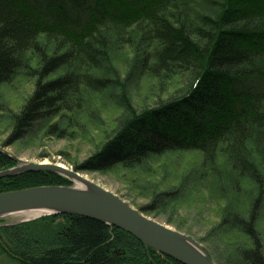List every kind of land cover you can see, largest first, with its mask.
<instances>
[{
    "label": "trees",
    "instance_id": "16d2710c",
    "mask_svg": "<svg viewBox=\"0 0 264 264\" xmlns=\"http://www.w3.org/2000/svg\"><path fill=\"white\" fill-rule=\"evenodd\" d=\"M211 1L0 0V96L21 74L34 81L12 115L10 139L44 122L62 136L81 118L94 122L89 112H113L121 82L105 68H116L114 51L128 47L136 53L131 76H149L174 96L123 120L77 169L118 171L134 183L154 175L161 156L187 151L208 165L225 158L233 169L246 167L255 150L257 166L264 160V0ZM184 76L191 83L183 90ZM1 161L4 169L16 163L0 152ZM68 183L55 171L32 170L1 176L0 192ZM234 221L251 244L233 255L264 264L254 217ZM0 253L16 264H184L124 229L66 212L1 224Z\"/></svg>",
    "mask_w": 264,
    "mask_h": 264
},
{
    "label": "rangeland",
    "instance_id": "374dc122",
    "mask_svg": "<svg viewBox=\"0 0 264 264\" xmlns=\"http://www.w3.org/2000/svg\"><path fill=\"white\" fill-rule=\"evenodd\" d=\"M189 1L193 3V0ZM209 4H212L211 0H208L207 6ZM191 12L195 14L196 10L192 7ZM113 54L116 68L108 63L110 68H105V72L113 73L121 82L113 91L119 100L110 104L114 111L89 112L95 118L94 122L88 121L87 117L81 118L79 125L73 123L74 127L65 130L62 136L58 128L50 132L49 123L44 122L37 124L23 139H10L12 115L19 111L25 98L33 91L34 81L26 74H21L5 85L0 96V152L16 161L10 168L47 161L79 170L89 180L118 194L150 217L193 237L216 263L244 264L240 256L233 255V252L237 246L243 248L250 245L251 241L241 225L235 223V217H254V226L264 244V160L259 162L256 159L257 166L252 165L255 150L248 153L246 167L233 169L231 162L222 157L219 164L208 165L203 164L201 156L194 151L167 153L152 162V167L157 169L154 175L139 174L141 179L137 175L134 183L118 171L77 169L123 120L174 96L170 86L161 87L149 76H131L136 59L133 49L125 47L115 50ZM185 77L179 83L183 90L191 83L190 77ZM6 164L1 161L0 168L10 169L3 168ZM252 170L260 177L259 181L251 177ZM143 177L149 179L144 180ZM138 181L142 184L150 182L151 190L134 185ZM71 182L65 185H76L75 180ZM147 205L153 208L144 211L143 207ZM49 215L53 214L44 216ZM35 219L27 220L15 212L0 216V225ZM0 264L16 263L11 257L0 253Z\"/></svg>",
    "mask_w": 264,
    "mask_h": 264
},
{
    "label": "water",
    "instance_id": "95a60500",
    "mask_svg": "<svg viewBox=\"0 0 264 264\" xmlns=\"http://www.w3.org/2000/svg\"><path fill=\"white\" fill-rule=\"evenodd\" d=\"M32 170L59 172L71 180H75L74 177L85 180L92 186L79 188L67 185H41L2 191L0 216L31 209L45 210L46 212L40 216L63 212L82 214L124 229L145 245L184 264H218L190 235L150 217L118 194L87 179L79 170L71 169L62 163L45 161L26 163L0 171V177Z\"/></svg>",
    "mask_w": 264,
    "mask_h": 264
},
{
    "label": "bare ground",
    "instance_id": "6f19581e",
    "mask_svg": "<svg viewBox=\"0 0 264 264\" xmlns=\"http://www.w3.org/2000/svg\"><path fill=\"white\" fill-rule=\"evenodd\" d=\"M45 162H47V161H45ZM74 179L76 181V185L74 187L90 188L92 186L89 182H87L85 180L79 179L77 177L76 178L74 177ZM44 212H46V211L42 210V209H31V210H24V211H21V212H17V214H21V216L25 217V218L33 219V218H35L37 216H40Z\"/></svg>",
    "mask_w": 264,
    "mask_h": 264
}]
</instances>
